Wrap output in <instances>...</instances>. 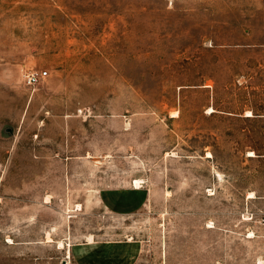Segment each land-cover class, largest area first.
<instances>
[{
	"label": "rangeland",
	"instance_id": "rangeland-1",
	"mask_svg": "<svg viewBox=\"0 0 264 264\" xmlns=\"http://www.w3.org/2000/svg\"><path fill=\"white\" fill-rule=\"evenodd\" d=\"M68 263L264 264V0H0V264Z\"/></svg>",
	"mask_w": 264,
	"mask_h": 264
},
{
	"label": "built area",
	"instance_id": "built-area-1",
	"mask_svg": "<svg viewBox=\"0 0 264 264\" xmlns=\"http://www.w3.org/2000/svg\"><path fill=\"white\" fill-rule=\"evenodd\" d=\"M49 76L48 71L26 70L23 73V82L26 87L36 90V88Z\"/></svg>",
	"mask_w": 264,
	"mask_h": 264
},
{
	"label": "bare ground",
	"instance_id": "bare-ground-1",
	"mask_svg": "<svg viewBox=\"0 0 264 264\" xmlns=\"http://www.w3.org/2000/svg\"><path fill=\"white\" fill-rule=\"evenodd\" d=\"M213 111V110H212ZM247 116H252V113L251 112H248L247 113ZM250 155L251 156H255L256 154L254 153V152H251L250 153ZM210 156H212L210 153L208 154V157H210ZM135 185L138 187V186H140V182H139V180L137 179V181L135 182ZM80 206V205H79ZM253 235V234H252ZM49 238V237H48ZM92 239V238H91ZM49 241H51V239L49 238L48 239ZM64 246V244H63V242H60V247H63ZM68 254H69V257H70V251L68 252ZM69 264V263H68Z\"/></svg>",
	"mask_w": 264,
	"mask_h": 264
},
{
	"label": "crops",
	"instance_id": "crops-1",
	"mask_svg": "<svg viewBox=\"0 0 264 264\" xmlns=\"http://www.w3.org/2000/svg\"><path fill=\"white\" fill-rule=\"evenodd\" d=\"M91 244H92V243H90L89 241H86V243H85V247H86V248H84V249L89 248V246H90Z\"/></svg>",
	"mask_w": 264,
	"mask_h": 264
}]
</instances>
